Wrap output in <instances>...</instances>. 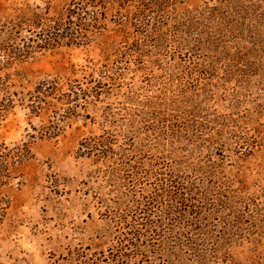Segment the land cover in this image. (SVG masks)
Masks as SVG:
<instances>
[{
    "label": "rangeland",
    "instance_id": "rangeland-1",
    "mask_svg": "<svg viewBox=\"0 0 264 264\" xmlns=\"http://www.w3.org/2000/svg\"><path fill=\"white\" fill-rule=\"evenodd\" d=\"M80 6L82 45L0 52V264H264V0H0V42ZM43 80L79 99L35 117Z\"/></svg>",
    "mask_w": 264,
    "mask_h": 264
},
{
    "label": "trees",
    "instance_id": "trees-1",
    "mask_svg": "<svg viewBox=\"0 0 264 264\" xmlns=\"http://www.w3.org/2000/svg\"><path fill=\"white\" fill-rule=\"evenodd\" d=\"M118 3L123 0H116ZM93 7V6H90ZM76 22H71L68 25L66 22L60 21L54 24H43V20L39 21L38 24L34 22L32 26H36V28L40 29L42 34L36 35L38 39L34 40L33 38H25L23 39V46L20 47L19 45L12 47V46H4V42H0V52L5 53L8 64H12L13 60H22L25 59L26 55L34 52L35 50H47L50 47H53L54 43L57 44H65L70 46H80L83 44V39H88L89 35L92 33L100 32L104 29L103 22L99 21V15L97 12L93 10H89L87 6H80L77 7L75 12ZM27 17V16H24ZM73 17V15H70ZM37 18V17H36ZM28 19L22 18L21 21L18 23H13L11 34L17 33L19 31H23L27 23ZM1 63V62H0ZM63 86L57 80H43L37 84L34 88L33 93L26 94L25 97H28L29 102H25L26 98H17V100L23 106H26L27 109L30 110L31 114L35 117H39L42 115L43 111L46 109L54 108L56 103H61L64 105L75 103L77 100L73 99L70 102H65L64 97L65 94L62 91ZM7 94V85H5V81L0 82V125L2 118L4 115L12 110L16 104L15 100L12 97H18L15 93L11 95ZM4 94V96H3ZM74 94V93H73ZM77 95V94H75ZM72 96V95H71ZM63 101V102H61ZM66 101H69L67 99ZM25 103V104H24ZM28 103V104H27ZM74 105V104H73ZM76 109L78 106L70 107L67 109L66 113H76ZM56 111V110H55ZM55 115L57 112H55ZM23 152L27 150L22 149ZM20 157V155H18ZM5 158H7V154L1 152L0 154V170H3L4 164L6 163ZM1 172V171H0ZM0 178H2V174L0 173Z\"/></svg>",
    "mask_w": 264,
    "mask_h": 264
}]
</instances>
